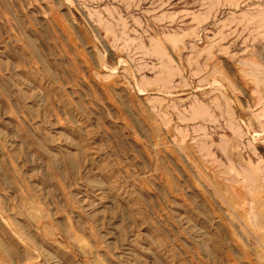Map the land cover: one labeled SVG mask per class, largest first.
<instances>
[{"label": "rangeland", "instance_id": "1", "mask_svg": "<svg viewBox=\"0 0 264 264\" xmlns=\"http://www.w3.org/2000/svg\"><path fill=\"white\" fill-rule=\"evenodd\" d=\"M0 264H264V0H0Z\"/></svg>", "mask_w": 264, "mask_h": 264}]
</instances>
